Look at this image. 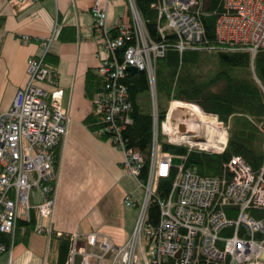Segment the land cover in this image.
Wrapping results in <instances>:
<instances>
[{
  "label": "built area",
  "instance_id": "obj_1",
  "mask_svg": "<svg viewBox=\"0 0 264 264\" xmlns=\"http://www.w3.org/2000/svg\"><path fill=\"white\" fill-rule=\"evenodd\" d=\"M102 2L94 0L91 7L96 38L105 52L97 67L101 79L92 99L94 132L122 150L121 169L135 178L142 196L124 197L125 204L135 207L137 213L122 245L96 232L86 234L83 241L76 232L70 233L64 264H102L106 257L109 264H264V121L263 158L257 171L241 156L233 155L224 163L222 174L200 175L184 166L186 155L163 151L161 133L168 143L186 144L188 151L220 153L227 143L228 124L197 103L178 99L170 100L160 120L155 67L165 45L152 38L135 0H127L130 23L114 30L106 23ZM199 2L159 0L156 4L157 31L161 37L174 33L180 52L200 46ZM223 4L224 12L216 22L220 47L245 50L254 56L264 48V0H223ZM51 41L52 37L41 40L42 54L27 61V83L16 91L11 106L0 112V234L10 237L7 244L0 240V253L12 247L18 222H29L32 213L36 215L34 231L47 238L54 231L53 149L67 134L70 117L63 102L64 91L44 63ZM121 47L124 50L119 60L116 49ZM130 65L145 70L148 80L152 136L147 164L139 151L127 147L121 135L124 125L131 123V102L119 80ZM179 106L196 111L194 128L187 126L191 120L172 118L170 123V115ZM180 124L185 131L179 129ZM162 180H169L166 191ZM33 190L39 192L36 203Z\"/></svg>",
  "mask_w": 264,
  "mask_h": 264
},
{
  "label": "crops",
  "instance_id": "obj_2",
  "mask_svg": "<svg viewBox=\"0 0 264 264\" xmlns=\"http://www.w3.org/2000/svg\"><path fill=\"white\" fill-rule=\"evenodd\" d=\"M102 1L110 28L130 23L126 0ZM93 2L0 0V16L4 17L0 25V112L11 106L16 91L27 83V61L42 54L41 40L52 37L49 51L58 55L57 86L63 89V102L70 112L68 132L60 144L53 233L76 232L83 241L86 234L96 232L114 242L111 235L119 232L125 242L137 213L135 207L124 202V197L136 189L131 185L133 176L121 170L122 150L97 136L84 121L93 112L91 97L86 93L87 73L96 71L105 56L94 31ZM112 191L117 192L111 195ZM31 196L36 203L39 192L33 190ZM116 202L124 216L114 221L113 233L107 235L102 231ZM125 217L132 223L125 224ZM53 233L47 238L32 230L26 241L14 242L6 250V264H25L32 255L31 248L41 254L42 264H56L57 242Z\"/></svg>",
  "mask_w": 264,
  "mask_h": 264
},
{
  "label": "trees",
  "instance_id": "obj_3",
  "mask_svg": "<svg viewBox=\"0 0 264 264\" xmlns=\"http://www.w3.org/2000/svg\"><path fill=\"white\" fill-rule=\"evenodd\" d=\"M145 26L154 40L165 45V51L156 61L157 100L160 119H164L171 99L197 103L204 111L215 113L228 124V140L220 152L187 150L185 146L168 143L160 134L163 151L176 155H186L184 166L200 175L217 176L223 173L224 163L233 155L241 156L257 171L262 164V145L264 121V48L252 56L245 50L221 48L216 37V22L224 12L223 0H200L197 16L203 28L198 47H188L179 51L175 47L176 36L166 32L163 37L157 31V7L159 0H135ZM4 17L0 16V25ZM124 47L117 48L116 54L122 59ZM44 63L56 76L55 67L58 55L48 51ZM208 64L206 71L202 65ZM100 76L89 70L86 77V93L92 97L99 86ZM126 86L131 107L128 111L131 123L121 130L127 147L139 151L147 164L150 155L152 136V117L148 80L145 70L132 74L125 71L119 80ZM94 131L96 116L92 112L85 119ZM60 144L53 149L55 176L59 163ZM164 191L169 180H162ZM155 214H158L155 207ZM155 215V220H156ZM36 215L32 213L29 222H18L15 242L26 241L34 230ZM24 227L22 230L21 227ZM57 242L56 264H64L70 245V233H53ZM4 243L10 241L6 234H0Z\"/></svg>",
  "mask_w": 264,
  "mask_h": 264
},
{
  "label": "rangeland",
  "instance_id": "obj_4",
  "mask_svg": "<svg viewBox=\"0 0 264 264\" xmlns=\"http://www.w3.org/2000/svg\"><path fill=\"white\" fill-rule=\"evenodd\" d=\"M110 1V0H109ZM126 4H127V7H128V11H129V6H128V3H127V0H126ZM142 18V17H141ZM120 25V24H119ZM153 38V37H152ZM159 58V57H158ZM157 58V59H158ZM157 61V60H156ZM209 66H208V64H204V65H202V68H203V70L204 71H206L207 70V68H208ZM155 70H156V67H155ZM99 84H100V81H99ZM99 87V86H98ZM98 89V88H97ZM96 92V91H95ZM95 92H94V94H95ZM93 94V95H94ZM92 99H93V96L91 97V101H92ZM169 103H170V101H169ZM92 106H93V103H92ZM168 107H169V105H168ZM168 109V108H167ZM93 112H94V107H93ZM166 112H167V110H166ZM166 114V113H165ZM69 117H70V112H69ZM179 117H181V116H179ZM160 118V117H159ZM160 120H162V119H160ZM94 132V131H93ZM162 134V133H161ZM163 136H164V140H166V136H165V134H162ZM103 138V137H102ZM227 140H228V137H227ZM161 142V141H160ZM173 144H175V145H182V146H185L186 148H188V146L185 144L184 145V143H181V144H177V143H173ZM227 144V143H226ZM226 147V146H225ZM122 170V169H121ZM123 172V171H122ZM124 173V172H123ZM56 174H57V172H56ZM132 180V179H131ZM55 181H56V176H55ZM131 185H133L134 187H136V189L132 192V196H133V198H141V196H142V192H141V189H140V187L138 186V184H137V182H136V180L134 179V177H133V181H131ZM116 192L117 191H112V193H111V195H115L116 194ZM113 207V214L110 216V218H109V222L106 224V226L104 227V230L102 231V232H104L105 234H107L108 235V232H112L113 233V230H114V228H112V225H114V221H116V220H118L119 218H120V216H124V211L122 210V208L120 207V206H118V203L116 202V204H115V206H112ZM135 219H136V217H134ZM131 221V220H130ZM129 220H128V218L127 217H125V224L127 223V224H129V222H130ZM135 221V220H134ZM131 223H132V221H131ZM133 225V224H132ZM126 226V225H125ZM34 232H36V231H34ZM36 234V233H35ZM111 236H113L112 238H113V240H114V242L116 243V245H122L124 242H123V238L120 236V233L119 232H117V234H112ZM111 239V238H110ZM112 240V239H111ZM127 240V239H126ZM31 250L32 251H30V254H32L31 256H29V258L27 259V261H26V263L25 264H42V256H41V254H38L35 250H33L32 248H31ZM37 255H40V257L39 256H37ZM35 256H37V257H35ZM6 261H7V251H6V253L4 252V253H2L1 255H0V264H6ZM19 262H20V260H19ZM18 262V263H19ZM110 263V260L108 259V257H106V258H104V260H103V263L102 264H109Z\"/></svg>",
  "mask_w": 264,
  "mask_h": 264
},
{
  "label": "bare ground",
  "instance_id": "obj_5",
  "mask_svg": "<svg viewBox=\"0 0 264 264\" xmlns=\"http://www.w3.org/2000/svg\"><path fill=\"white\" fill-rule=\"evenodd\" d=\"M115 27L116 26H114V27H112L111 29H115ZM191 108V107H190ZM187 109V107H185V106H179L178 108H177V110H176V112L175 111H173L174 113L173 114H171L170 115V123L172 124V122H171V119L172 118H178V120L179 121H181V122H184L185 120H191L193 123H191V122H186L188 125V128L189 129H192V128H194V118H195V116H196V111L193 109V108H191V109ZM196 108V107H195ZM196 110H197V108H196ZM179 116H181V117H179ZM187 117V118H186ZM197 117V116H196ZM171 124H168V128H171Z\"/></svg>",
  "mask_w": 264,
  "mask_h": 264
},
{
  "label": "water",
  "instance_id": "obj_6",
  "mask_svg": "<svg viewBox=\"0 0 264 264\" xmlns=\"http://www.w3.org/2000/svg\"><path fill=\"white\" fill-rule=\"evenodd\" d=\"M126 69L130 72V73H132V74H134V73H136L137 71H138V69L135 67V66H127L126 67ZM176 112V111H175ZM179 129L181 130V131H185V126H184V124H180L179 125Z\"/></svg>",
  "mask_w": 264,
  "mask_h": 264
}]
</instances>
